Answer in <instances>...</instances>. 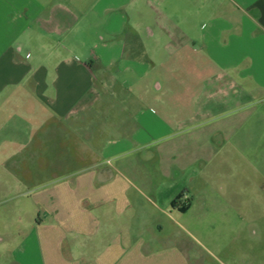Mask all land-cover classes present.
I'll list each match as a JSON object with an SVG mask.
<instances>
[{"label": "crops", "instance_id": "0c3cea01", "mask_svg": "<svg viewBox=\"0 0 264 264\" xmlns=\"http://www.w3.org/2000/svg\"><path fill=\"white\" fill-rule=\"evenodd\" d=\"M223 1L217 9L226 25L199 34L194 25L190 28L187 9L159 13L167 0H0V95H12L15 86L31 81L44 103L42 110L32 109L38 122L44 127L46 117L55 118V128L67 127L75 145L90 144L86 153L69 157L73 168L61 179L32 195L38 215L26 221L21 243L14 244L17 238L8 232L0 238L1 246L12 248L6 264H190L187 247L159 245L156 229L163 230L166 222L182 228L181 221L197 207L200 188L189 187L185 177L197 172L201 154L195 149L200 151L201 139L185 137L176 146L169 140L178 131L201 133L213 125L211 142L222 145L225 138L216 139L222 125L216 123L225 120L215 118L254 101L258 89L249 92L231 80L224 88L201 91L190 114L177 120L145 108L144 100L163 103L169 91L157 92L164 85L158 76L157 35L170 51L192 54L189 45L210 44L224 49L225 62L232 67L246 63L250 78L264 89V0ZM78 27L91 33L87 63L76 60L72 50L62 53L57 44ZM95 27L117 39L104 40ZM125 27L135 29L127 34ZM142 27H150L154 43L142 36ZM25 33H38L51 43L37 45V59L28 49L33 38L19 42ZM65 47L71 49L72 43ZM157 79L161 83L155 87ZM114 96L128 100L111 105ZM163 139L164 147L151 146ZM77 160L86 162L78 165Z\"/></svg>", "mask_w": 264, "mask_h": 264}, {"label": "rangeland", "instance_id": "374dc122", "mask_svg": "<svg viewBox=\"0 0 264 264\" xmlns=\"http://www.w3.org/2000/svg\"><path fill=\"white\" fill-rule=\"evenodd\" d=\"M221 2L224 1L167 0L158 11L170 13L175 9L181 12L182 8L187 9L189 15L186 18L190 20V28L194 25L193 29L203 34L206 28L210 30L226 25V18L221 19L218 15L217 4ZM198 8L201 13L193 15L198 12ZM127 10L125 8L122 11ZM173 17L174 20L181 19L180 16ZM238 17L241 19L240 15ZM104 22H107V18ZM149 28L142 27V36L154 43L155 38L150 40ZM96 29L104 40L117 39L116 36L101 32L98 27ZM134 29L125 27L127 34ZM37 34L28 36L25 33L19 37V42L33 38L34 45L27 47L32 52V60L41 55L37 45L43 41L47 45L51 44L47 38L40 39ZM159 36V46L155 50L159 63L158 76L162 75L164 85L157 92L169 91L162 96L163 103L153 98L145 99V108L151 106L153 111L167 113L177 120L190 114L192 103L201 91L215 90L220 86L224 88L225 83L231 80L246 91L250 92L252 88L258 90L255 91L254 101L215 118L216 121L225 120V123H216V126L222 125L221 135H216L218 142L222 141L219 136L225 138L222 145L211 142L213 125L204 127L201 133L178 131L169 140L170 145L176 146L185 137H200V151L195 149L201 154L195 165L197 172L190 170L188 177H185L189 187L199 186L200 191L197 193V207L181 221L183 227L180 228L174 222L164 223L163 230L156 229L161 237L157 243L187 247L185 252L190 264H264V89H261L260 82L256 83L250 78L246 63L238 67L226 63L225 58L229 54L224 49L210 44L203 47L189 45L192 54L183 50L170 51L164 47L165 39ZM90 37L88 30L85 32L82 27H78L71 33L63 34L57 39V44L62 53L72 50L76 60L87 63L92 42ZM227 37L225 35L226 40ZM95 38L99 39L98 36ZM69 43H72L71 49L65 47ZM45 50L48 52V49ZM215 76H221V79L213 81ZM157 83H161V80H156L155 87ZM14 88L12 95H0V238H7L8 232L17 238L13 243L20 244L18 239L22 230H26V221L31 214L38 215L32 195L43 184L61 179L64 172L73 168V159L69 157L86 153L90 144L80 142L75 145V136L67 127L62 132L55 128V118L43 119L44 127L41 119L38 122V114L33 113L32 109L42 110L44 103L35 95L31 81ZM183 92L186 95L176 94ZM123 100L128 99L110 97L109 104L117 105ZM46 115L50 113L46 112ZM151 146L162 148L165 141L156 140ZM189 147L194 145L191 143ZM76 162L82 164L78 160ZM177 233L178 237H173ZM3 242L0 241V264L7 263L12 249L1 246Z\"/></svg>", "mask_w": 264, "mask_h": 264}, {"label": "trees", "instance_id": "16d2710c", "mask_svg": "<svg viewBox=\"0 0 264 264\" xmlns=\"http://www.w3.org/2000/svg\"><path fill=\"white\" fill-rule=\"evenodd\" d=\"M178 201H176L175 203H177ZM186 207H183L182 209L184 210Z\"/></svg>", "mask_w": 264, "mask_h": 264}, {"label": "built area", "instance_id": "2783aa9c", "mask_svg": "<svg viewBox=\"0 0 264 264\" xmlns=\"http://www.w3.org/2000/svg\"><path fill=\"white\" fill-rule=\"evenodd\" d=\"M27 56H29V54Z\"/></svg>", "mask_w": 264, "mask_h": 264}]
</instances>
